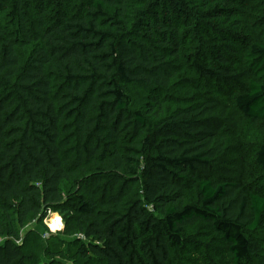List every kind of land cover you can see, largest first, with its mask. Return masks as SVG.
Instances as JSON below:
<instances>
[{"label": "trees", "instance_id": "trees-1", "mask_svg": "<svg viewBox=\"0 0 264 264\" xmlns=\"http://www.w3.org/2000/svg\"><path fill=\"white\" fill-rule=\"evenodd\" d=\"M256 2L0 0V264H40L17 243L50 212L78 233L52 260L181 264L203 222L232 264H264V189L227 167L243 138L264 167ZM191 26L203 43L187 53ZM128 87L150 88L144 109Z\"/></svg>", "mask_w": 264, "mask_h": 264}, {"label": "rangeland", "instance_id": "rangeland-1", "mask_svg": "<svg viewBox=\"0 0 264 264\" xmlns=\"http://www.w3.org/2000/svg\"><path fill=\"white\" fill-rule=\"evenodd\" d=\"M253 1H257L255 3L256 6L253 4L246 9L244 8L243 11L246 12V17L250 19V23L258 27L262 19L261 16L264 4L261 6L262 1L260 0ZM196 30L195 26H191L186 31H183L184 34L187 33L185 37V39H187V53L197 52L201 43H203L200 41L201 38L197 35ZM127 91L136 109H144L150 102L151 92L149 87H128ZM171 95L172 97H178L175 98L174 101L177 104L173 106L185 107L183 106L184 104H180L178 100L180 96L184 95L183 93L179 90H172ZM168 110L170 111V109ZM239 128L240 136L250 131V133L254 135L253 139L257 141L256 136L259 131L256 124L250 122L246 118H242L239 120ZM246 139L247 138H243L242 140L245 141V147L241 148L236 155H232L229 158L230 162H228L227 167L230 173L243 179L252 187L264 189V167L257 163L254 142ZM226 175H228V171H223L222 169H219L216 174L217 177L223 179H225L224 177ZM55 216L59 217L60 220L56 221L57 224L53 225L51 223ZM32 224L34 225L28 224L24 229L20 230L21 240L17 243L18 245H22L28 240L25 251L27 256L36 258L40 264H83V262H74L62 256H57L52 260L46 255L48 251L70 253V244L77 241L78 233L72 236H65L63 234L66 225L63 214L60 212H50L44 221H37ZM185 238L187 249L185 250V255L181 264H232L231 257L228 254L224 241L213 231L209 224L198 222L188 227ZM0 240L3 243L6 237H0Z\"/></svg>", "mask_w": 264, "mask_h": 264}, {"label": "bare ground", "instance_id": "bare-ground-1", "mask_svg": "<svg viewBox=\"0 0 264 264\" xmlns=\"http://www.w3.org/2000/svg\"><path fill=\"white\" fill-rule=\"evenodd\" d=\"M59 220H60L59 217L55 216L51 224L55 225V224H57L56 221H59Z\"/></svg>", "mask_w": 264, "mask_h": 264}, {"label": "built area", "instance_id": "built-area-1", "mask_svg": "<svg viewBox=\"0 0 264 264\" xmlns=\"http://www.w3.org/2000/svg\"><path fill=\"white\" fill-rule=\"evenodd\" d=\"M0 242H1V240H0Z\"/></svg>", "mask_w": 264, "mask_h": 264}]
</instances>
